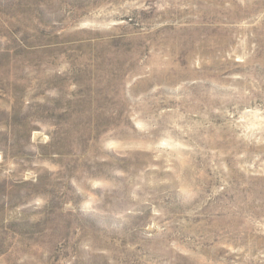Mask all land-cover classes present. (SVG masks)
<instances>
[{
  "label": "rangeland",
  "instance_id": "obj_1",
  "mask_svg": "<svg viewBox=\"0 0 264 264\" xmlns=\"http://www.w3.org/2000/svg\"><path fill=\"white\" fill-rule=\"evenodd\" d=\"M0 264H264V0H0Z\"/></svg>",
  "mask_w": 264,
  "mask_h": 264
}]
</instances>
